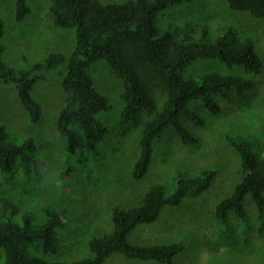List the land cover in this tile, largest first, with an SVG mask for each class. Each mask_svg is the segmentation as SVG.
<instances>
[{
    "label": "trees",
    "instance_id": "16d2710c",
    "mask_svg": "<svg viewBox=\"0 0 264 264\" xmlns=\"http://www.w3.org/2000/svg\"><path fill=\"white\" fill-rule=\"evenodd\" d=\"M189 1L193 0H124L105 4L99 0H52L50 14L54 24L75 29L76 46L69 58L52 53L46 61L27 69H14L3 60L5 30L0 16V84L17 88L33 123L39 122L44 113L32 94L34 87L49 76L61 79L64 104L57 115L56 129L65 142L61 158L65 165L59 173L64 189L68 187L67 179L80 171L88 172L83 164L87 155L95 159L101 156L100 146L109 132L98 115L111 110L112 105L89 73L95 62L104 60L123 81L121 123L142 127L140 155L131 171L136 180L147 174L155 139L168 127L175 130L183 145L199 142L183 122L189 105L201 102L217 115L221 108L216 96L254 84L250 78L218 71L199 78L187 77L189 66L200 59H214L229 68L242 66L255 74L264 71V61L256 51L253 38L238 32L233 25H219L221 33L216 36L207 28L181 31L178 26L170 30L158 26L159 12ZM227 4L234 12L264 19V0H227ZM30 13L28 0H16L17 21H23ZM61 66L64 69L56 71ZM195 122L203 124L204 120L197 117ZM226 139L239 155L241 180L216 207L215 218L221 226V235L230 230L232 215L249 226L247 199L255 203L258 221L264 226V143L239 139L229 133ZM46 167L47 162L38 154L33 137L18 142L0 124V173L22 171L27 177L40 178ZM217 174V169H204L199 175L180 177L171 195L161 185L152 186L139 204L115 209L112 231L92 238L90 255L76 262L51 261L46 257L58 254L64 240L58 230L66 226L62 216L65 206H46L39 219L31 212L22 213L19 201L0 194V252L4 254L5 264H103L114 254L175 264L173 259L185 249L183 242L144 246L129 241V235L137 226L156 221L166 205H180L186 198L209 189Z\"/></svg>",
    "mask_w": 264,
    "mask_h": 264
},
{
    "label": "rangeland",
    "instance_id": "374dc122",
    "mask_svg": "<svg viewBox=\"0 0 264 264\" xmlns=\"http://www.w3.org/2000/svg\"><path fill=\"white\" fill-rule=\"evenodd\" d=\"M99 1L104 4L124 2ZM15 2L0 0L5 63L14 69H27L46 61L52 53H62L69 58L76 46V30L54 24L50 14L52 0H28L31 13L21 22L15 19ZM157 24L166 30L176 26L181 31L207 28L212 36L221 33L219 25H233L238 32L253 38L256 51L264 61V19L232 11L227 0H193L171 5L158 13ZM64 67L56 71H62ZM214 71L250 78L254 84L229 90L225 96H216L221 108L217 115L201 102L189 105L183 122L199 142L183 145L175 130L168 127L155 139V152L147 174L136 180L131 171L140 155L142 127L121 123L123 81L104 60L95 62L89 73L112 105L111 110L98 115L109 132L100 146L101 156L95 159L87 155L83 164L88 172L80 171L67 179L66 189L59 178L65 165L61 159L65 142L56 129L57 115L64 104L61 79L49 76L34 87L32 94L44 111L37 123L29 118L17 88L0 84V124L18 142L33 137L38 154L47 162L40 178L27 177L22 171L0 173V194L19 201L22 213L31 212L39 219L46 206H65L66 209L62 214L66 226L58 230L64 240L58 254L46 256L49 260L76 262L89 256V241L112 231L114 210L139 204L152 186L161 185L167 195H171L180 177L186 179L199 175L204 169H217L218 174L209 189L186 198L180 205H166L156 221L137 226L130 233L129 241L144 246L183 242L185 249L175 256V264H264V226L258 221L253 201L247 199L249 226L232 215L230 230L221 235V226L215 218L218 203L241 180L238 173L240 158L226 135L264 143V71L255 74L242 66L229 68L219 60L200 59L189 66L185 74L199 78ZM191 111L204 120L203 124L195 122L197 117ZM0 264H5L3 252H0ZM103 264L161 263L114 254Z\"/></svg>",
    "mask_w": 264,
    "mask_h": 264
}]
</instances>
